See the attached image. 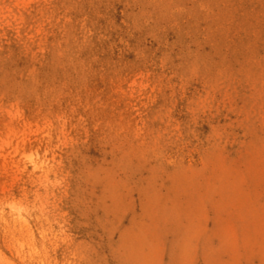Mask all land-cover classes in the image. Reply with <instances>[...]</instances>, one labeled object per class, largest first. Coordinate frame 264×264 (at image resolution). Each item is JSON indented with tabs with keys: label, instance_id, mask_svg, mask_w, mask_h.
<instances>
[{
	"label": "rangeland",
	"instance_id": "rangeland-1",
	"mask_svg": "<svg viewBox=\"0 0 264 264\" xmlns=\"http://www.w3.org/2000/svg\"><path fill=\"white\" fill-rule=\"evenodd\" d=\"M26 3L0 0V209L39 202L18 157L49 147L59 264H264V0ZM7 228L0 264H35Z\"/></svg>",
	"mask_w": 264,
	"mask_h": 264
},
{
	"label": "bare ground",
	"instance_id": "bare-ground-1",
	"mask_svg": "<svg viewBox=\"0 0 264 264\" xmlns=\"http://www.w3.org/2000/svg\"><path fill=\"white\" fill-rule=\"evenodd\" d=\"M43 1L27 0L24 8L31 9L34 4L38 7ZM12 108L10 109L13 110L11 111L13 115L5 128H7L6 136L14 138L15 134L17 135L19 132L14 123L18 122V127L22 124L28 125L24 122L19 107L15 105ZM44 137H47V143H51V128L45 130ZM44 151L40 152L39 147L33 145L23 146L18 157V161L23 163L24 168L30 167V176L34 179L33 181L44 188L45 192L39 198L37 197L39 193H35L36 198L40 199L39 202L27 203L26 200V205L17 204L14 207V213H5L0 209V220L11 232L9 240L15 242L16 250L19 253L23 251L31 260H34L35 264H59L55 254L52 255L51 251L55 252L59 242L67 239L62 235V231L56 229L54 225L59 223V220L53 214V211L59 208V199L55 197L53 192L56 187H62L64 184L63 170L61 169V162L55 161V154L51 157L47 156L46 152H49L50 148L47 147ZM62 217H64V214L60 216V218ZM31 222H34L35 227ZM76 251L77 248L74 244L68 242L65 251L66 257H73L70 254Z\"/></svg>",
	"mask_w": 264,
	"mask_h": 264
}]
</instances>
